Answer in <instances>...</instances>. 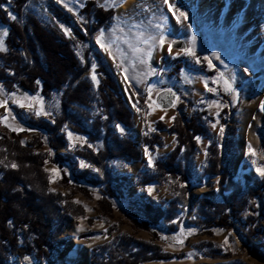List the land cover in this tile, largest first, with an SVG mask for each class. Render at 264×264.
Segmentation results:
<instances>
[{
	"label": "rangeland",
	"instance_id": "obj_1",
	"mask_svg": "<svg viewBox=\"0 0 264 264\" xmlns=\"http://www.w3.org/2000/svg\"><path fill=\"white\" fill-rule=\"evenodd\" d=\"M86 1L28 0L24 14L35 15L45 25L73 38L76 55L82 64L86 48L91 49L88 55L91 66L79 79L86 78L93 85V103L86 107L92 116L103 112L98 95L100 77L96 69L100 63L95 54L102 56V61L116 77L122 96L132 110L134 126H123L112 121L110 125L119 136L125 135L138 141L141 151L138 160L116 157L105 161L110 172L129 177V183L122 188L121 197L109 195L105 184L74 181V173L78 170L94 168L90 161L80 156H75L72 163L66 166L74 183L62 184L64 173L56 156L62 157L82 146L96 152L104 147L102 138L92 141L89 135L66 124L60 130L67 139L66 145L54 149L50 146L49 134L40 132L30 124L36 119L52 121L60 114L63 89H53L48 97H42L40 93L23 89L7 92L6 85L0 80V134L8 133L5 126L21 130L19 145L28 147L36 155H48L40 171L35 170L34 163L26 162L20 166L23 157L20 151L3 149L5 152L0 160L7 167L22 168L25 173L23 178L33 191L39 193L40 189L46 188L47 192L56 196L54 199L59 210L55 227L63 216L68 217L63 231L56 238L63 241V245L53 253L55 264H92L93 257L96 264H107L112 257L122 260L125 256L132 260L141 259L138 264H264V259L255 254V251H264V217L255 226L258 233L253 236L250 233L252 223L248 219L257 217H254L251 202H247L241 211V219L230 227H211L208 221L219 214L200 205L204 198L223 203L220 176L202 175L207 151L213 142L217 141L222 149L223 166L229 169L233 180L242 185L244 191L247 190L246 177L252 178V181L264 176L261 175L264 171L263 1L238 0V5L234 7L230 2L234 0H223V3L216 0L203 7L204 0H136L129 9L120 10L124 4L119 3L122 0H96L98 5L113 8L114 14L93 34L91 40L81 44L76 41L74 30L85 32L83 27L90 22L82 11ZM54 6L63 11L69 22L53 14ZM2 8L5 10L4 5ZM247 18L249 20L245 21ZM27 21L26 17L23 18L20 26L26 25ZM249 24L252 25L247 27ZM122 27L128 29L122 33ZM167 30L168 34L164 32ZM8 38L10 27L0 24V72L13 76L14 69L6 68L8 65L5 64L10 45ZM114 38L118 40L114 42ZM173 39L175 44L185 41L187 48L171 49L176 55L171 61L162 63V59L158 62L154 57L152 65L150 50L165 54L166 44ZM112 40L116 46L119 44L116 56L125 64L129 62L127 67L112 60ZM20 52L22 57L26 56L24 48ZM177 60H180L182 68L187 69L181 71L182 79H187V83L178 82L175 76L174 81L169 82L179 85L180 90L173 86L160 88L177 91L172 107H162L147 94L136 96L130 91L126 83L127 74L140 80L154 74L148 87L151 90L154 84L164 83V73L175 67ZM14 63L17 62H10L9 65ZM93 75L95 80L92 79ZM79 79L73 82L74 86ZM68 86L66 84L64 88ZM127 89L129 96H126ZM139 97H144L145 101ZM246 100L250 102L249 105L245 104ZM182 103L185 104L182 112L187 115L191 111L207 110V134L196 138L199 149L192 157L194 175L189 178V188L185 190L186 200L178 203L174 218L168 222L161 219L154 232L153 228L146 229L142 225L147 219L138 204L140 195L146 192V200L168 203L180 195L187 182L179 184L175 179L161 183L154 180L145 187L137 183L140 173L143 176L154 173V162L165 156L176 143L175 135L165 129L161 131L163 144L150 149L143 143L142 135L151 134L156 123L163 121L157 116L152 119L154 111L163 112L165 109L173 113ZM225 107L227 110L224 112ZM38 137L45 140L41 148L32 146ZM113 185L120 187L116 182ZM224 206L227 204L224 203ZM34 255L26 258L10 255L7 264H36Z\"/></svg>",
	"mask_w": 264,
	"mask_h": 264
},
{
	"label": "trees",
	"instance_id": "obj_2",
	"mask_svg": "<svg viewBox=\"0 0 264 264\" xmlns=\"http://www.w3.org/2000/svg\"><path fill=\"white\" fill-rule=\"evenodd\" d=\"M27 1L0 0V24L10 27V38H8L10 45L6 51L7 62L5 63L8 66H5L15 71L13 76L0 72V80L6 85L7 92L23 89L28 92L40 93L42 97H48L53 89H63L60 114L56 115L52 121L36 119L30 124L40 132L45 131L49 134L50 146L54 149L63 148L66 145L67 139L63 133H60L66 124H70L76 131L89 135L92 141L102 138L104 147L96 152L87 146H82L62 157L56 156V161L64 173L62 184L69 185L78 180H86L93 185L105 184L104 188L109 195L121 197L123 195L122 188L129 183V177L123 174H113L106 168L105 161L116 157L127 160L141 158L138 141L125 135L119 136L110 125L112 121L123 126L133 127L132 110L122 96L116 77L102 61V56L95 54L100 63L96 69L100 77L98 95L102 101L103 112L96 117L91 115L86 107H90L93 103V85L86 78L79 79L91 66L88 56L91 49L86 48L82 64L76 55L73 38L66 36L56 28L45 25L35 15L30 14L33 16L31 17L24 14ZM3 5L5 10L2 8ZM52 11L56 17L69 22L70 19L57 6H54ZM82 11L90 22L85 23L83 27L85 32L75 28L74 34L77 42L85 44L86 41L91 40L99 28L112 18L114 9L98 5L96 0H87ZM13 17L15 18L13 19ZM25 17L28 21L22 27L20 25ZM21 48L26 51L25 57L21 55ZM13 61L17 63L10 66V62L13 63ZM182 66L180 60H177L174 68ZM77 79L79 80L74 86L73 82ZM66 84L69 86L64 88ZM139 98L141 101H145L144 97ZM184 108L185 104L182 103L176 110L174 122L170 126L159 121L151 134L142 135L143 143L150 149H155L163 144L164 138L161 131L165 129L175 135L176 143L165 156L154 162V173L150 176H143L140 173L137 183L145 187L154 180L161 183L175 179L179 184L187 182V185L180 190V195L172 198L168 203L156 202L152 199L148 201L146 192L140 195L138 204L147 219L143 221L142 225L146 229L153 228L154 232H156L155 228L160 220L171 221L179 206L178 203L186 200L185 190L189 188V178L194 175L192 157L199 149L196 138L198 135L207 134L205 126L207 110L191 111V114L187 115L182 112ZM226 110L225 107L223 111ZM84 126L88 129H84ZM5 128L8 133L0 134V157L6 150L20 151L23 156L20 166L26 162L34 163L35 170L40 171L48 155H36L28 147L19 145L21 130L9 129L7 126ZM44 142L43 138L38 137L32 146L41 148ZM207 153L202 175L220 176V192L223 198V203L214 202L211 198L201 200L200 205L203 209H213L219 214L210 218L209 225L211 227L213 225L230 227L235 221L241 219V211L247 202H251L252 212L257 218L248 219V222L252 223L250 233L256 236L258 232L255 226L264 217V176L252 181V178L246 177L247 190L244 191L242 185L233 180L229 169L223 166V153L217 141L209 146ZM75 156L87 159L94 165V168L78 170L74 173L73 181L67 173L66 166L72 163ZM3 163L0 160V264H7L10 255L26 258L34 254L36 264H55L53 253L63 245V241L56 238L63 231L68 217L63 216L61 222L55 227L59 210L58 203L54 199L56 196L47 192L46 188L40 189L39 193L33 191L27 185L29 182L23 178L25 173L22 172V168L17 170L7 167ZM114 182L120 187L113 185ZM229 190L231 192L228 193ZM39 201L41 203H38ZM224 203L227 206H224ZM21 237L24 238L23 244ZM255 254L264 259V251H255ZM114 259L115 257H112V261L107 264H138L141 261V259L132 260L129 256H125L122 260ZM96 263L97 261L93 257L92 264Z\"/></svg>",
	"mask_w": 264,
	"mask_h": 264
},
{
	"label": "crops",
	"instance_id": "obj_3",
	"mask_svg": "<svg viewBox=\"0 0 264 264\" xmlns=\"http://www.w3.org/2000/svg\"><path fill=\"white\" fill-rule=\"evenodd\" d=\"M125 0H122L121 2H119L120 4L122 3H126L127 1H129V0H126L125 2H124ZM118 3V2H117ZM128 3V2H127ZM123 4V6L121 7V9L120 10H125V9H129V7L128 8H124L125 7V5ZM123 29H121V30H123L122 31V33H124V29H128V28H126V27H122ZM172 29H173V27H171ZM171 29V30H172ZM164 32H166V34H168V30L167 31H164ZM170 32H172V31H170ZM165 34V35H166ZM123 35V34H122ZM116 38H114V42L115 41H117L118 39H116ZM175 42V39H173L172 41H171V43H167L166 45L167 46H165V50H164V52H165V54H157L156 53V51H155V49L154 50H150V58H151V60H152V65H153V61H154V59L156 58V60L159 62V60L160 59H162V63H163V61H171V60H173V58L174 57H176V55H174V53H173V51H171V49H174L175 50V48H178V47H176L174 44ZM112 44H113V47L111 48V54H110V56H112V60L113 61H117L118 63H120V65L121 66H124V67H127L126 65H128V63L127 64H125V63H123V62H121V59H119L117 56H116V54H117V52L116 51H118L120 48H119V44H117V46L113 43V40H112V42H111ZM116 46V47H115ZM145 46V45H144ZM178 49H180V48H178ZM143 50V49H142ZM180 50H183V49H180ZM154 51V52H153ZM151 52H152V54H151ZM116 59H115V58ZM155 57V58H154ZM115 59V60H114ZM157 62V63H158ZM125 69V68H124ZM183 69H186V68H177V69H174V67H172V69L171 70H166V72L164 73V78H165V81H164V83H160V84H154L153 85V87H152V89L151 90H148V87H149V85H150V83H152V80H153V78H151V77H147V78H143V79H139V78H137V77H132V76H130L129 74H127V84H128V86H129V89H130V91L133 93V95H144V94H147L148 96L147 97H150V98H152L153 99V97L152 96H154L155 94H156V92H158V90H160V88L162 89H164L165 87L167 88L168 86H173V87H175V88H177L178 90H180L179 89V85H173V84H175V83H170L169 81H174L173 80V78L176 76V78L178 79V82H180V83H182V84H185V83H187V82H185L186 80L184 79H182V73H181V71H183ZM187 70V69H186ZM161 76H162V74L161 75H159L158 77V79H160L161 78ZM151 78V79H150ZM157 78V77H156ZM155 78V79H156ZM154 79V80H155ZM184 81V82H183ZM129 89H127V90H125L126 91V96H129L130 94H129ZM175 110H177V108L175 109ZM175 110H173L174 112L173 113H170V112H168V111H166L165 109H163L162 111L163 112H157V111H154L153 113H152V115H151V117H152V119L153 118H155L156 116L158 117V118H160L159 120H163L164 122H166L165 124H167V125H170L171 123H173L174 122V119H175V116H176V111ZM164 111H166V113L164 112ZM152 112V111H151ZM168 123H170V124H168Z\"/></svg>",
	"mask_w": 264,
	"mask_h": 264
},
{
	"label": "water",
	"instance_id": "obj_4",
	"mask_svg": "<svg viewBox=\"0 0 264 264\" xmlns=\"http://www.w3.org/2000/svg\"><path fill=\"white\" fill-rule=\"evenodd\" d=\"M176 47L180 49H186L187 44L185 41L181 40L174 44ZM178 93L174 89H165V90H158V92L152 96L153 101L161 105L162 107H172L176 101Z\"/></svg>",
	"mask_w": 264,
	"mask_h": 264
},
{
	"label": "bare ground",
	"instance_id": "obj_5",
	"mask_svg": "<svg viewBox=\"0 0 264 264\" xmlns=\"http://www.w3.org/2000/svg\"><path fill=\"white\" fill-rule=\"evenodd\" d=\"M211 1H216V0H204V2H203L204 6L203 7L209 6ZM217 1H220L221 3H223V0H217ZM262 1L264 3V0H262ZM135 2H136V0H129L128 3H126L124 8H128L130 6V4L135 3ZM230 2H231V5H233L234 7H236L238 5V0H234L233 2L232 1H230ZM234 13H236V11H234ZM248 20H249V18H247V20H245V21H248ZM251 25L249 24V26H247V27H250ZM245 102H246L245 104H247V105H249V103H250L248 100H246Z\"/></svg>",
	"mask_w": 264,
	"mask_h": 264
},
{
	"label": "snow or ice",
	"instance_id": "obj_6",
	"mask_svg": "<svg viewBox=\"0 0 264 264\" xmlns=\"http://www.w3.org/2000/svg\"><path fill=\"white\" fill-rule=\"evenodd\" d=\"M15 17H13V19H14ZM6 34V33H5ZM94 67V66H93ZM92 79L93 80H95L96 79V77H95V75H93V77H92ZM210 91H211V89H210ZM262 110H264V105H262ZM13 167H16V165H12ZM261 175H264V171H262L261 172Z\"/></svg>",
	"mask_w": 264,
	"mask_h": 264
}]
</instances>
